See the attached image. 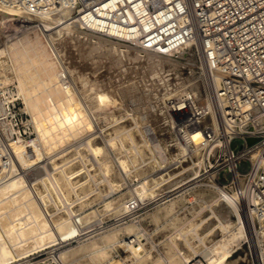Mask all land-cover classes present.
Wrapping results in <instances>:
<instances>
[{
  "label": "bare ground",
  "instance_id": "1",
  "mask_svg": "<svg viewBox=\"0 0 264 264\" xmlns=\"http://www.w3.org/2000/svg\"><path fill=\"white\" fill-rule=\"evenodd\" d=\"M74 10L43 2V39L40 33L19 38L8 50L38 130V142L33 145L39 144L43 151V209L25 172L27 161L38 159L39 152L14 143L15 173L0 184V234L6 241L5 251L19 259L31 250L48 248L43 264H189L198 253L208 264H230L228 257L247 240L255 260L252 264H264V230L252 219L249 222L236 199L216 184L213 190L197 188L171 197L97 234L85 233L108 212L129 211L127 199L110 196L123 185L127 197L148 201L159 194L157 178L145 176L132 182L142 174L140 162L150 145L145 126L168 118L165 106L171 96L189 91L200 94L201 81L209 75L192 41L174 52L155 51L141 42H124L85 28ZM21 12L0 4L5 20L16 19ZM56 33H64L66 39L67 33L74 50L90 58V73L101 63L107 80L86 75L76 60L67 61L73 51L67 54L64 42L57 44ZM188 47L197 58H187L190 73L184 75L180 55ZM131 72L137 75L127 79ZM182 172L170 173L163 187L181 182ZM99 198L104 207L94 205ZM148 216L155 231L168 225L170 232L156 238L145 223ZM78 231L77 244L66 245V238ZM121 247L126 250L124 255L119 252Z\"/></svg>",
  "mask_w": 264,
  "mask_h": 264
},
{
  "label": "built area",
  "instance_id": "2",
  "mask_svg": "<svg viewBox=\"0 0 264 264\" xmlns=\"http://www.w3.org/2000/svg\"><path fill=\"white\" fill-rule=\"evenodd\" d=\"M43 2L74 7L85 28L124 42H141L155 51L174 52L192 41L209 75L201 81L200 94L171 96L165 106L168 118L145 126L150 145L140 162L142 174L132 182L157 178L159 194L148 201L128 196V212L108 213L85 233L97 234L171 197L197 188L213 190L215 184L226 188L248 221L263 231L264 0H0L31 16L43 14ZM8 78L0 75V184L15 173L13 144L33 148L38 142V130L22 109L12 70ZM34 166L25 172L43 209V165ZM177 170L183 171L181 182L163 187ZM33 257L23 264H36ZM189 264L208 263L198 255Z\"/></svg>",
  "mask_w": 264,
  "mask_h": 264
},
{
  "label": "rangeland",
  "instance_id": "3",
  "mask_svg": "<svg viewBox=\"0 0 264 264\" xmlns=\"http://www.w3.org/2000/svg\"><path fill=\"white\" fill-rule=\"evenodd\" d=\"M41 21L43 22V19L41 18V16H31V15L24 14L22 12H21V14H19V15L16 16V19L15 18H12V19H6L5 20L2 17V14L0 13V49H3L5 51V53L2 52L0 54V72H1L0 75H2L4 77L7 76V79H9L8 78L9 71L12 70V73H13L14 78H15V83L18 85L19 94H20V96L22 98V102H21L22 109L29 116H31L32 119H33V114H32V112L30 110H28L26 108V102H25V99H24V96H23V91H22V88H21V84H20L19 78L17 76V72H16L15 66L13 68V65H15L14 64L15 61L9 56L10 54H9L8 50L10 48V45L15 40H17L19 38H25L26 36L35 37V35L37 33H40V36H42V39H43V31H42L43 23ZM62 34H57L56 33V36H57L56 41L58 42L57 44L60 46L64 42L63 43V46L66 47V50L68 51L67 54H69L70 51H73V52H70L72 54V58L73 57L77 58V59H75V58L72 59L71 57H69L71 61L69 60V58L68 59L66 58L67 61H69V62L72 63L74 60H76V61H78L77 62L78 65L82 68L81 70H84L83 72L86 75L92 74L94 77H97L101 82H102V80L103 81L107 80V78H106L107 77V71L105 70V67L103 66L101 68L100 67L101 65H98V64H101V63L98 62V64H95V66H94L95 69H97V71L90 73V71L92 70L91 67L93 66V65L90 64V61H89L90 58L87 57L86 55H79V50H74V48H76V46L73 45V43H72L73 40L70 39V36L67 33H65V35H67V39H66V36H64V33H62ZM59 41H61V42H59ZM65 42H66V46H65ZM69 43L71 44V46L69 45ZM77 55H79V57H77ZM192 56L194 57V59L197 58V55H196L194 49H192L191 47H188L186 49V53L180 55V58L184 61V64H183V67H182V72H183L182 74H184V75H188L190 73V62H189V59H187V58L188 57H192ZM99 57L101 58V56H97L96 58H99ZM78 59H80V60H78ZM81 61H82V63H81ZM83 61H85V62H83ZM81 65L85 66V68H83V66H81ZM86 66H88V67L90 66V67L88 68ZM127 74L129 76H127ZM127 74H126V76L128 77L127 79H130L132 76H133L132 78H134V76L137 75V74L132 73V72L131 73H127ZM113 77L114 78L115 77L117 78L116 75H114ZM88 91L89 90L87 89V92ZM233 144L234 145L240 144V141H234ZM33 148H35V150L39 152L38 154H39L40 157L38 159H35V160L32 159V158H30L27 161L25 168H29V166L31 168H33V167H35L34 164H37L38 162H40V161L43 160V151L39 147V144L33 145ZM17 154H18V156H20V154L18 152H17ZM20 160H21V156H20ZM37 160H40V161H37ZM42 163H43V161L40 162V164H42ZM41 170H43V167H41ZM124 191H126V188L125 187L123 189L119 190L114 196L117 197V198H119V199H122V198L125 199L127 197L126 196L127 193H122ZM107 200H109V199H107ZM119 202H121V201H119ZM107 204L108 203H106V205ZM94 205L95 206H99V207H104L105 206V204H103V201H101L100 198L96 200V202L94 203ZM108 213L111 214L110 212H108ZM112 215H118V214H112ZM145 223L148 225V227H150L151 231L152 230L155 231L156 225H155L154 221H152L150 219L149 216L146 218ZM155 232H156L155 233L156 236H158L156 238L162 239V238H164L168 234V232H170V226H168V225H165V227L162 226V228H160L158 231L156 230ZM76 235H72L70 237L68 236L66 238V243L67 244L66 243L65 244L66 245H75V244H77V242H78L77 240L80 239L81 234L78 231V233ZM1 236L2 235L0 234V264H17L20 260L27 259V258H29L31 256H34L33 257V260L35 261L36 264H43L41 262V260L44 259V257H46L48 255V248H44L41 251L40 250L39 251H36V250L35 251H32L31 250L30 252L27 253L29 255H27L25 257H20L19 259H15L14 255H12L13 253L11 251H5L3 245H5L6 241H5V238L3 236L2 237ZM218 236H221L220 232H219V235ZM72 237L76 238V240L75 241H72ZM142 237H143V240L144 241L147 240L144 236H142ZM149 244H150V242H149ZM61 245H58L57 247H60ZM41 252H43V254H40L39 255V253H41ZM119 252L122 255H124L126 253V250H124V248L121 247V248H119ZM198 255H200V254L198 253L194 257H198ZM228 258H230V259H227V261H230V264H232L231 263L232 260H237V262L239 261L238 264H252V263L255 262L254 256H252V249H251V247L248 245L247 242H244V241L241 244H239V246L236 247V249L232 252V254Z\"/></svg>",
  "mask_w": 264,
  "mask_h": 264
},
{
  "label": "water",
  "instance_id": "4",
  "mask_svg": "<svg viewBox=\"0 0 264 264\" xmlns=\"http://www.w3.org/2000/svg\"><path fill=\"white\" fill-rule=\"evenodd\" d=\"M249 141L251 142V141H253V139H249Z\"/></svg>",
  "mask_w": 264,
  "mask_h": 264
}]
</instances>
